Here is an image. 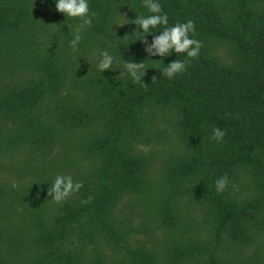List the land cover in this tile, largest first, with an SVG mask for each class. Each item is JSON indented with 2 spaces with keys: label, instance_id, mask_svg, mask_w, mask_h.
Returning a JSON list of instances; mask_svg holds the SVG:
<instances>
[{
  "label": "trees",
  "instance_id": "1",
  "mask_svg": "<svg viewBox=\"0 0 264 264\" xmlns=\"http://www.w3.org/2000/svg\"><path fill=\"white\" fill-rule=\"evenodd\" d=\"M160 2L202 42L171 80L184 54L147 57L141 0H90L75 52L52 0H0V264H264V0ZM124 58L143 80L114 79ZM58 174L83 182L60 203Z\"/></svg>",
  "mask_w": 264,
  "mask_h": 264
},
{
  "label": "clouds",
  "instance_id": "2",
  "mask_svg": "<svg viewBox=\"0 0 264 264\" xmlns=\"http://www.w3.org/2000/svg\"><path fill=\"white\" fill-rule=\"evenodd\" d=\"M47 3V0H43ZM55 5V11L62 13L66 20H75V27L70 28L72 39L69 46L75 52L81 45L83 34L93 25L96 13L90 8V0H52ZM142 6L147 10V15H141L136 10L137 16L132 22L137 26L134 33L146 34L140 35L138 39L144 45V53L147 57L167 58L173 54H184V59L171 60L164 67H159L162 77L175 79L179 74L186 71L187 65L191 59L198 58L202 48V42L196 39V26L193 20L187 19L183 22L177 21L175 24H169V16L163 11L160 0H141ZM134 9V8H133ZM125 19L117 20L113 23L115 26H123L128 24L125 22L127 16L121 13ZM159 29V31H154ZM152 35L151 42L147 36ZM97 58L96 70L104 73L107 70H113L116 63L114 56L107 48L94 49L93 53ZM120 70L119 74L114 77L119 81V77L125 74L131 78L132 82L143 80L144 63L137 62L133 58L125 59L122 67L115 69ZM226 135V131L220 127H214L210 139L221 142ZM230 183L228 175L218 177L214 181L215 191L222 193L226 191ZM83 188V182L74 180L71 175H56L52 183L48 187V196L55 202L60 203L66 201L73 194L78 193ZM93 199L89 196L83 203H90Z\"/></svg>",
  "mask_w": 264,
  "mask_h": 264
}]
</instances>
